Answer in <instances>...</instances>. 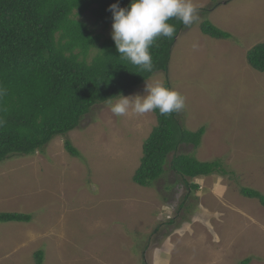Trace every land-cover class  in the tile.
Returning a JSON list of instances; mask_svg holds the SVG:
<instances>
[{
  "label": "rangeland",
  "instance_id": "rangeland-1",
  "mask_svg": "<svg viewBox=\"0 0 264 264\" xmlns=\"http://www.w3.org/2000/svg\"><path fill=\"white\" fill-rule=\"evenodd\" d=\"M192 3L199 18L177 38L169 72L148 83L186 98L178 116L187 129L206 128L199 149L181 152L219 159L227 174L195 179L196 194L172 172L153 189L135 184L156 117L97 106L66 137L82 158H70L60 137L45 153L0 165V212L32 216L0 224V264H35L40 250L44 264H264V207L241 194L264 195V73L247 61L264 43V0ZM82 19L112 39L113 24H96L90 12ZM203 22L232 38L204 35ZM145 88L125 97L147 95Z\"/></svg>",
  "mask_w": 264,
  "mask_h": 264
},
{
  "label": "trees",
  "instance_id": "trees-1",
  "mask_svg": "<svg viewBox=\"0 0 264 264\" xmlns=\"http://www.w3.org/2000/svg\"><path fill=\"white\" fill-rule=\"evenodd\" d=\"M131 2L0 0V91L4 93L0 95V165L45 153L53 141L79 129L95 107L116 102L117 96H127L155 74L169 72L177 38L189 28L179 20L169 21L175 26L173 38L161 37L150 48L154 67L146 72L122 60L114 40L96 34L82 19L90 12L96 24L112 25L110 6L128 7ZM200 30L215 39L232 38L210 22H203ZM247 61L253 70L264 73V43L248 51ZM179 112L153 111L157 124L143 143L135 184L153 189L172 172L196 194L200 185L195 179L227 174L219 159L201 161L181 152L183 146L199 149L206 128L187 129ZM65 151L72 159L82 158L67 138ZM241 194L264 207L259 191L242 188ZM31 221L28 214L0 212V224ZM34 259L35 264H44L45 252L38 251ZM252 261L248 258L242 264Z\"/></svg>",
  "mask_w": 264,
  "mask_h": 264
},
{
  "label": "clouds",
  "instance_id": "clouds-1",
  "mask_svg": "<svg viewBox=\"0 0 264 264\" xmlns=\"http://www.w3.org/2000/svg\"><path fill=\"white\" fill-rule=\"evenodd\" d=\"M109 10L113 13L112 39L119 57L146 72L154 67L150 48L159 38L171 39L175 35V26L169 21L175 18L190 27L199 18L192 0H132L128 7L113 4ZM145 91L147 95L134 98L117 96L111 112L120 117L130 110L143 115L158 109L161 115H170L185 107L186 98L160 82L149 84L147 81ZM170 218L167 219L170 221Z\"/></svg>",
  "mask_w": 264,
  "mask_h": 264
}]
</instances>
